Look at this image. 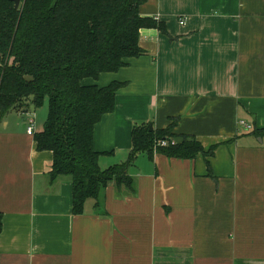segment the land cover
Here are the masks:
<instances>
[{
  "label": "crops",
  "instance_id": "0c3cea01",
  "mask_svg": "<svg viewBox=\"0 0 264 264\" xmlns=\"http://www.w3.org/2000/svg\"><path fill=\"white\" fill-rule=\"evenodd\" d=\"M139 13L164 31L140 29L142 55L82 81L125 83L93 129L100 167L126 161L140 122L175 119L172 133L213 154L142 152L128 168L134 193L109 182L99 207L87 199L75 215L70 178L51 181L52 152L36 148L47 105L10 111L0 120V264H264V0H146Z\"/></svg>",
  "mask_w": 264,
  "mask_h": 264
},
{
  "label": "trees",
  "instance_id": "16d2710c",
  "mask_svg": "<svg viewBox=\"0 0 264 264\" xmlns=\"http://www.w3.org/2000/svg\"><path fill=\"white\" fill-rule=\"evenodd\" d=\"M146 0H0V120L10 111L26 113L47 104L40 132L33 133L37 150L52 152L51 181L60 176L72 182V212H84L87 199L101 204L109 182L134 193L128 173L136 156L155 150L169 158L209 157L193 135L175 134L171 126L149 129L135 123L126 161L106 168L98 163L93 129L102 115L115 108V93L125 83L84 84L102 72H115L126 59L144 53L140 29H165L155 17L142 16ZM166 140L165 145L159 141ZM208 174L212 175L206 160ZM1 230V215H0Z\"/></svg>",
  "mask_w": 264,
  "mask_h": 264
},
{
  "label": "built area",
  "instance_id": "2783aa9c",
  "mask_svg": "<svg viewBox=\"0 0 264 264\" xmlns=\"http://www.w3.org/2000/svg\"><path fill=\"white\" fill-rule=\"evenodd\" d=\"M179 23L183 24L184 23V19L183 18H179ZM240 124L245 127L246 129H249L251 126L249 124H247L245 121L241 120ZM26 132L28 134H32L34 132V123H33V119L31 117H27L26 118ZM161 145H165L167 143L166 140H162L159 141Z\"/></svg>",
  "mask_w": 264,
  "mask_h": 264
},
{
  "label": "water",
  "instance_id": "95a60500",
  "mask_svg": "<svg viewBox=\"0 0 264 264\" xmlns=\"http://www.w3.org/2000/svg\"><path fill=\"white\" fill-rule=\"evenodd\" d=\"M10 1L13 2L15 9H17L19 7L20 0H10ZM149 129L150 130L152 129V124L151 123H149Z\"/></svg>",
  "mask_w": 264,
  "mask_h": 264
},
{
  "label": "rangeland",
  "instance_id": "374dc122",
  "mask_svg": "<svg viewBox=\"0 0 264 264\" xmlns=\"http://www.w3.org/2000/svg\"><path fill=\"white\" fill-rule=\"evenodd\" d=\"M45 104H46V102H45ZM47 105V104H46ZM46 110H47V107L46 106H43ZM35 113H36V107H35Z\"/></svg>",
  "mask_w": 264,
  "mask_h": 264
}]
</instances>
